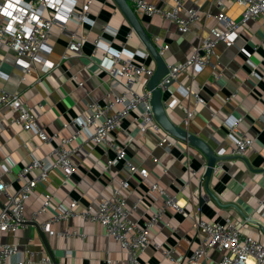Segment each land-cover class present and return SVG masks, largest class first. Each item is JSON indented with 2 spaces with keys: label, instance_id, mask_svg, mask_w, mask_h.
I'll return each mask as SVG.
<instances>
[{
  "label": "crops",
  "instance_id": "0c3cea01",
  "mask_svg": "<svg viewBox=\"0 0 264 264\" xmlns=\"http://www.w3.org/2000/svg\"><path fill=\"white\" fill-rule=\"evenodd\" d=\"M84 1L66 0L75 4L76 8H81ZM149 1L166 8L172 4V0ZM184 1L201 13V18L185 33L159 15L137 12L153 40L169 45L162 53L168 66L184 61L191 55L194 48L208 37L209 29L215 23L214 16L221 10L216 0ZM222 10L238 21L244 7L225 0ZM66 13L67 7L64 6L58 15L63 18ZM48 14L55 13L49 11ZM104 25L116 31V34H104L111 41L113 51L128 50L135 54V62L156 68L154 59L113 0H93L90 16L80 26L69 22L65 32L55 28L40 51L41 62L33 64L28 73L23 71L21 61L13 51L0 49V87L19 93L20 98L37 112L39 124L48 133H57L62 137L71 135L77 130L73 119L86 110L87 102L105 100L112 79L100 67L102 52L93 43ZM129 31L133 35L127 38ZM69 33L83 37L81 55L64 57L68 53ZM212 61L216 63V68L206 66L198 73H181L164 98L175 101L173 106L166 109L173 122L186 126L218 154L227 157L223 165L215 169L208 186L220 203L208 195L203 176L207 158L198 148L177 140L171 151L167 152L162 133L153 129L142 132L135 120V113L129 114L123 120L122 127L110 135L118 144L126 147L127 156L134 163L148 169L149 181H159L170 194L177 195L183 206L181 212L171 207L165 209L158 224L149 230L151 241L174 249L175 260L165 257L161 249L150 243L140 254L141 264H184L188 255L203 244V234L188 215L189 211L211 221L232 217L244 232L264 241V17L246 21L238 30L232 47L219 43ZM44 62L51 63L52 67L47 68ZM79 82L83 84L79 85ZM144 87L147 88L145 79L135 84L138 91ZM197 93L204 103L197 102ZM233 93L235 95L231 96ZM186 108L194 111V114L184 125L182 118ZM13 116L14 113L8 108L0 111V173L8 181L10 193L21 185L15 181L17 169L27 164L33 156L47 155L53 147L52 142L41 141L33 131L12 124L10 120ZM237 117H243L241 127L255 137V145L245 154L234 156L230 154L233 136L229 133L228 125L230 120ZM71 146L76 148L73 155L76 163L74 173L65 181L61 169L52 170L48 180L40 182L26 201V226L1 238L19 246L20 253L10 257V264L25 259V247L35 252L31 262L26 264H42L40 258L44 256L51 257L55 264H107V260L111 264L128 263L119 241L106 235L98 222L85 221L77 216L52 225V229L58 232L76 230L79 233L69 237L51 235L40 227L43 220L52 217L60 206H66L72 200L95 209L101 198L109 195L112 188L117 187L121 178L126 176L121 164L110 171L105 170L108 155L104 144L79 136ZM192 171L197 174L193 175ZM187 180L190 185L182 190L181 186ZM149 181H141L138 175H134L130 178V189L126 191L129 208L133 207L137 198L143 197V203L132 216L139 223H143L162 204L161 198L146 195ZM47 193L53 195L51 206L33 219L32 212L39 208ZM4 201L5 198L0 200V204ZM172 227H176L177 232ZM219 259L218 251L208 249L198 264H219Z\"/></svg>",
  "mask_w": 264,
  "mask_h": 264
},
{
  "label": "built area",
  "instance_id": "2783aa9c",
  "mask_svg": "<svg viewBox=\"0 0 264 264\" xmlns=\"http://www.w3.org/2000/svg\"><path fill=\"white\" fill-rule=\"evenodd\" d=\"M134 10L145 15H159L163 19L175 24L179 31L188 32L192 25L201 18L198 8L187 6L184 0H172V4L166 8L161 7L149 0H128ZM225 0H216L220 12L214 16L215 23L209 29V35L198 46L194 48L191 55L184 61L168 66V73L161 78L158 86L169 92L167 87L178 76L186 71L198 73L206 66L216 68L212 61L215 49L219 43L232 47L238 30L249 20L264 17V0H231L244 7L240 20H234L223 10ZM93 0H85L81 8L66 0H0V49L13 51L20 59L22 69L28 73L33 64L41 62L40 51L49 36L56 28L60 32L66 31L69 22L81 25L90 16V7ZM67 7L66 15L61 18L58 12L62 7ZM54 11V15H49ZM116 31L109 25L101 27V33L94 38L95 48L100 49L102 58L99 65L106 70L111 79L110 90L105 95L104 101L91 100L86 104V110L82 111L73 119L77 130L69 136H60L57 133L50 134L39 124L37 112L19 96L16 91L12 92L0 87V111L10 109L14 116L10 122L19 125L26 131H33L41 141L52 142L51 151L42 157L33 156L27 164L17 169L15 181L21 185L10 193L8 181L0 173V200L5 201L0 205V264H10V257L19 255V246L16 243L3 241L1 238L10 233H16L26 226L27 219L24 212L26 201L30 198L40 182L47 181L49 174L54 169H61L65 181L74 173L76 163L73 155L76 148L71 144L79 136L91 140L97 144L105 145V152L108 155L104 168L110 171L113 167L121 164L125 169L126 176L121 178L119 185L113 187L109 195L103 196L98 206L93 209L90 205L82 206L78 200H72L66 206H60L58 211L50 218L43 220L40 227L51 235L69 237L78 235L74 230L58 232L52 229V225L59 221H68L71 217H81L85 221H95L102 225L106 235L113 236L119 241L121 249L128 257L127 264H141L140 254L150 243L161 249L168 259L174 261V249L163 247L155 241H151L149 230L158 224L165 209L171 207L176 211H183L177 195L170 194L159 181H149V171L127 156L126 147L118 144L110 135L122 127L123 120L131 113H135V120L142 132L153 129L160 132L165 140L166 151L169 152L175 146L176 139L171 136L156 120L151 105L152 92L144 87L142 91L135 88V84L142 79L148 81L155 69L144 63H137L134 60L135 54L128 50L113 51L111 41L104 34ZM133 32L126 34L127 38L132 37ZM70 40L64 57L81 55L83 37L76 33H69ZM159 51L162 54L168 48V44H159ZM47 68L52 67L51 63L44 62ZM83 82H79L82 85ZM118 90V91H117ZM233 93L231 96H234ZM197 102L204 103L200 94H196ZM229 99V98H228ZM165 109L173 106L175 101H163ZM194 111L185 109L182 124L187 125L192 118ZM244 119L237 117L229 122V133L233 136V144L230 147V154L243 155L254 147L255 137L241 127ZM55 140V141H53ZM130 140H133L130 138ZM264 169V159L262 161ZM196 175V171H192ZM138 175L141 181H149L146 195L153 198H161L162 204L143 223L132 218L133 212L143 203V197L137 198L133 207L126 204V191L130 189V178ZM190 185L187 180L181 186L185 189ZM207 198L206 196L204 197ZM53 195L47 193L39 206L32 212V218L37 219L52 204ZM188 215L195 221L197 228L203 234V244L194 249L187 257L184 264H198L199 259L208 249H215L220 253L219 264H264V241L243 231L232 217H226L220 221L206 220L197 216L194 211ZM177 232L176 227H172ZM25 259L18 260L17 264L30 263L35 255L34 251L24 248ZM42 264H55L51 257L40 258ZM107 264H111L107 260Z\"/></svg>",
  "mask_w": 264,
  "mask_h": 264
},
{
  "label": "water",
  "instance_id": "95a60500",
  "mask_svg": "<svg viewBox=\"0 0 264 264\" xmlns=\"http://www.w3.org/2000/svg\"><path fill=\"white\" fill-rule=\"evenodd\" d=\"M25 1L30 2L35 0ZM113 2L123 14L135 35L140 39L145 49L150 53L151 57L156 63L155 71L147 81V89L152 92L151 105L152 112L156 120L163 127V129L167 131L171 136L175 137L178 140H182L188 143V145L198 148L204 154V156L207 158V164L203 174L205 178V187L208 191V195L215 199L218 203H220L219 199L209 189L208 186L215 169L219 165H223V161L227 157L218 154L209 143H207L204 139H202L195 133H192L186 126L184 127L172 121L163 104V101L165 100V93L158 86L161 78H163V76L168 73V64L164 56L160 53L158 45L153 40L152 36L143 24L138 13L134 10L129 1L113 0ZM172 83L169 84L167 87L170 88ZM42 237L44 236L42 235Z\"/></svg>",
  "mask_w": 264,
  "mask_h": 264
}]
</instances>
